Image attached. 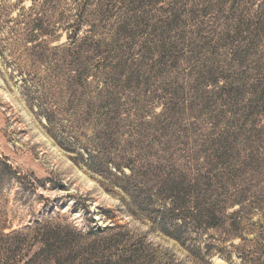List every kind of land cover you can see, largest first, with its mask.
I'll return each mask as SVG.
<instances>
[{
    "label": "rangeland",
    "instance_id": "1",
    "mask_svg": "<svg viewBox=\"0 0 264 264\" xmlns=\"http://www.w3.org/2000/svg\"><path fill=\"white\" fill-rule=\"evenodd\" d=\"M197 172L218 218L176 238L159 183ZM41 220L264 264V0H0V226Z\"/></svg>",
    "mask_w": 264,
    "mask_h": 264
},
{
    "label": "trees",
    "instance_id": "2",
    "mask_svg": "<svg viewBox=\"0 0 264 264\" xmlns=\"http://www.w3.org/2000/svg\"><path fill=\"white\" fill-rule=\"evenodd\" d=\"M112 169L125 179L133 180L135 177L132 167H128L131 176L117 165ZM181 178L178 184L176 179H161V193L165 191L170 195L154 205L156 224L163 225L161 228L176 238L182 231H190L191 226L196 232L203 222L212 223L218 218V196L211 185H204V175L197 172L193 178L184 175ZM168 198L170 202L166 201ZM5 230L10 232L5 233ZM113 230L95 226L83 234L66 222L42 220L14 231L11 226L2 225L0 264H152L142 242L131 241L122 233L109 235ZM180 240L185 244L198 242L192 235L184 239L180 237Z\"/></svg>",
    "mask_w": 264,
    "mask_h": 264
}]
</instances>
